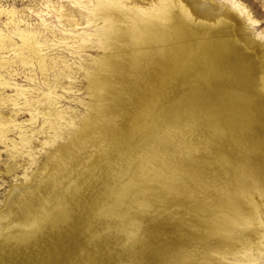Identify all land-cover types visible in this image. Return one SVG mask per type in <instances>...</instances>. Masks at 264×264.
Here are the masks:
<instances>
[{
	"label": "bare ground",
	"instance_id": "obj_1",
	"mask_svg": "<svg viewBox=\"0 0 264 264\" xmlns=\"http://www.w3.org/2000/svg\"><path fill=\"white\" fill-rule=\"evenodd\" d=\"M72 2L102 22L91 114L9 191L0 264H264V53L244 28L245 9L211 0ZM2 13L12 29H0V69H50L37 33L20 28L14 10ZM89 36L76 34L80 48ZM0 88L14 91L6 101L31 122L63 120L51 92L44 104L29 101L2 74ZM8 146L32 164L29 137Z\"/></svg>",
	"mask_w": 264,
	"mask_h": 264
},
{
	"label": "rangeland",
	"instance_id": "obj_2",
	"mask_svg": "<svg viewBox=\"0 0 264 264\" xmlns=\"http://www.w3.org/2000/svg\"><path fill=\"white\" fill-rule=\"evenodd\" d=\"M211 1L237 14L239 12L233 7V3L236 2L243 7L245 12L239 15L245 20L244 28L250 38L261 44L264 53V0ZM0 8L14 10L13 18L22 21L19 23L20 28L27 27L36 32L42 52L48 59H53L50 69L45 72L36 71L34 67L28 65L12 64L11 67L0 69V74L26 88L29 101L42 100L40 102L44 104V95L51 92L58 109L64 111L61 120L64 125L55 121L51 125L52 128H49L43 124L41 115L31 122L27 110L18 111L17 106L6 101L8 96L14 98V91L0 88V99H5L3 103L0 101V122L2 121V127L6 129L7 139L5 142L0 140L1 211L12 187L23 185L26 177L29 178L43 166L48 155L53 152V145L55 148L61 147L83 127L86 118L91 114L90 108L94 101L89 74L95 71V60L101 58L103 52L96 43L101 35L102 22H91L87 10L77 6L72 0H0ZM0 29L6 34L12 29L10 19L4 13L0 14ZM83 31L90 34L89 42H85L80 48L75 36ZM14 41L20 43L16 38ZM3 56L10 59L13 53L12 51L3 53ZM187 72H190L189 69L182 74ZM23 97L19 96L21 104L25 100ZM129 125L126 126L125 123L126 127ZM122 126L123 123L117 128L121 129ZM54 131L60 132V136H55ZM122 132L120 134L123 136L127 135L125 139L130 141L135 139L129 130ZM21 135L30 138L29 150L34 159L32 164H29L31 157L26 155L10 156L8 144L10 141L17 143ZM135 164L136 162H133L127 168L134 171ZM176 209L175 206L171 208L172 211ZM262 219L264 223L263 216ZM262 261L264 263V257Z\"/></svg>",
	"mask_w": 264,
	"mask_h": 264
}]
</instances>
